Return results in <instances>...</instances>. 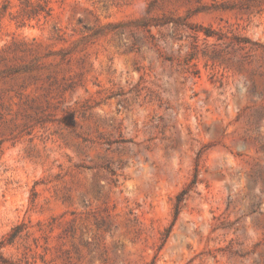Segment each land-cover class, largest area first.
I'll use <instances>...</instances> for the list:
<instances>
[{
    "label": "rangeland",
    "instance_id": "1",
    "mask_svg": "<svg viewBox=\"0 0 264 264\" xmlns=\"http://www.w3.org/2000/svg\"><path fill=\"white\" fill-rule=\"evenodd\" d=\"M0 264H264V0H0Z\"/></svg>",
    "mask_w": 264,
    "mask_h": 264
}]
</instances>
